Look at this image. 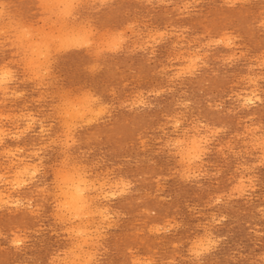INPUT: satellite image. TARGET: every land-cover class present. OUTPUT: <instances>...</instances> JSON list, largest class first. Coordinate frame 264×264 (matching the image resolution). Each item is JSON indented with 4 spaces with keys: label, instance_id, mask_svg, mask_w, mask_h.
Returning <instances> with one entry per match:
<instances>
[{
    "label": "rangeland",
    "instance_id": "374dc122",
    "mask_svg": "<svg viewBox=\"0 0 264 264\" xmlns=\"http://www.w3.org/2000/svg\"><path fill=\"white\" fill-rule=\"evenodd\" d=\"M44 1L0 0V191L16 200H0V264H264V0ZM194 138L200 146L187 156ZM18 161L29 166L19 186ZM70 177L91 204L76 213L64 204Z\"/></svg>",
    "mask_w": 264,
    "mask_h": 264
},
{
    "label": "bare ground",
    "instance_id": "6f19581e",
    "mask_svg": "<svg viewBox=\"0 0 264 264\" xmlns=\"http://www.w3.org/2000/svg\"><path fill=\"white\" fill-rule=\"evenodd\" d=\"M45 1H46V0H45ZM45 1H44V3H45ZM51 1H52V0H51ZM51 1H49V2H51ZM53 1H54V0H53ZM53 1H52V2H53ZM56 1H57V0H56ZM60 1H61V0H59V2H60ZM69 1H71V0H69ZM85 1H86V0H85ZM106 1H107V0H106ZM151 1H152V0H151ZM200 1H201V0H200ZM200 1H199V2H200ZM242 1H243V0H242ZM246 1H247V0H246ZM52 2H51V3H52ZM65 2H66V1H65ZM73 2H75V0H74ZM86 2H87V1H86ZM93 2H94V1H93ZM95 2H96V1H95ZM95 2H94V3H95ZM189 2H190V1H189ZM197 2H198V1H197ZM232 2H233V1H232ZM42 3H43V2H42ZM47 3H48V2H47ZM51 3H50V5H51ZM53 3H55V1H54ZM53 3H52V5H53ZM63 3H64V0H63ZM71 3H72V2H71ZM164 3H165V2H164ZM167 3H168V2H166V4H167ZM186 3H187V2H186ZM227 3H228V2H227ZM237 3H238V2H237ZM2 4H3V1H2ZM2 4H1V5H2ZM55 4H56V3H55ZM83 4H84V3H83ZM160 4H161V3H160ZM188 4H189V3H188ZM190 4H191V2H190ZM196 4H197V3H196ZM198 4H199V3H198ZM44 5H45V4H44ZM74 5H75V4H74ZM227 5H228V4H227ZM230 5H231V4H230ZM233 5H234V4H233ZM58 6H59V5H58ZM65 6L67 7L66 4H65ZM65 6H64V7H65ZM76 6H77V5H76ZM182 6H183V5H182ZM228 6H229V5H228ZM3 7H4V6H3ZM3 7H2V9H3ZM37 7H38V6H37ZM62 7H63V5H62ZM70 7H71V6H70ZM43 8H44V6H43ZM43 8H42V9H43ZM73 8H74V7H73ZM73 8H72V9H73ZM51 9H52V8H51ZM63 9H64V8H63ZM63 9H62V10H63ZM65 9H67V8H65ZM65 9H64L63 11H65ZM75 9H76V8H75ZM75 9H74V10H75ZM77 9H78V8H77ZM62 10L60 9L61 12H62ZM74 10H73V11H74ZM185 10H186V9H185ZM0 11H1V10H0ZM49 11H50V10H49ZM58 11H59V9H58ZM60 11H59V12H60ZM75 11H76V10H75ZM181 11H182V10H181ZM187 11H188V9H187ZM1 12H3V11H1ZM1 12H0V13H1ZM50 12H51V11H50ZM50 12H49V14H50ZM68 12H69V11H68ZM33 13H34V12H33ZM40 13H41V12H40ZM8 14H10V13H8ZM53 14H55V13H53ZM59 14H60V13H59ZM5 15H6V14H5ZM72 15H73V14H72ZM10 16H11V15H10ZM50 16H51V15H50ZM56 16H57V15H56ZM48 17H49V16H48ZM48 17H45V18H48ZM51 17H52V16H51ZM57 17H58V16H57ZM68 17H69V16H68ZM0 18H2V17H0ZM4 18H5V17H4ZM41 18H42V17H41ZM41 18H39V19H41ZM62 18H63V17H62ZM69 18H70V17H69ZM73 18H74V17H73ZM75 18H76V17H75ZM75 18H74V19H75ZM2 19H3V18H2ZM5 19H6V18H5ZM51 19H52V18H51ZM60 19H61V18H60ZM11 20H12V19H11ZM42 20H43V19H42ZM45 20H46V19H45ZM19 21H20V20H19ZM38 21H39V20H38ZM40 21H41V20H40ZM43 21H44V20H43ZM46 21H47V20H46ZM61 21H62V20H61ZM63 21H65V20L63 19ZM73 21H74V20H73ZM83 21H84V20H83ZM10 22H11V21H10ZM53 22H54V21H53ZM56 22H58V21L56 20ZM65 22H66V21H65ZM76 22H77V21H76ZM79 22H80V21H79ZM81 22H82V21H81ZM262 22H264V21H262ZM262 22H261V23H262ZM11 23H12V22H11ZM42 23H44V22H42ZM46 23H47V22H46ZM60 23H63V22H60ZM69 23H70V22H69ZM71 23H72V22H71ZM71 23H70V24H71ZM82 23H83V22H82ZM14 24H15V23H14ZM18 24H19V23H18ZM31 24H32V23H31ZM35 24H36V23H35ZM70 24H69V25H70ZM133 24H134V23H133ZM263 24H264V23H263ZM5 25H6V24H5ZM19 25H20V24H19ZM41 25H42V24H41ZM43 25H44V24H43ZM47 25H48V24H47ZM54 25H55V23H54ZM59 25H60V24H59ZM61 25H62V24H61ZM71 25H72V24H71ZM73 25H74V24H73ZM135 25H136V24H135ZM261 25H262V24H261ZM33 26H34V25H33ZM49 26H50V25H49ZM49 26H48V27H49ZM52 26H53V25L50 26V29L52 28ZM64 26H65V25H64ZM64 26H63V27H64ZM74 26H75V25H74ZM74 26H72V27H74ZM79 26H80V25H79ZM84 26H86V24H85ZM129 26H130V25H129ZM138 26H139V25H138ZM262 26H263V25H262ZM2 27H4V26L2 25ZM12 27H13V25H12ZM17 27H18V26H17ZM27 27H28V26H27ZM30 27H31V26H30ZM36 27H37V26H36ZM67 27H68V26H67ZM72 27H71V28H72ZM7 28H11V24H10V27H7ZM22 28H23V27H22ZM28 28H29V27H28ZM28 28H27V29H28ZM34 28H35V27H34ZM34 28H33V29H34ZM54 28H55V26H54ZM54 28H53V29H54ZM78 28H79V27H78ZM78 28H77V29H78ZM88 28H89V27H88ZM131 28H132V27H131ZM134 28H135V26H134ZM138 28H139V27H138ZM140 28H141V27H140ZM249 28H250V27H249ZM12 29H13V28H11V30H10L11 32H12ZM30 29H31V28H30ZM35 29H36V28H35ZM35 29H34V30H35ZM40 29H41V28H40ZM43 29H44V28H43ZM69 29H70V27H69ZM73 29H74V28H73ZM93 29H95V28L93 27ZM132 29H133V28H132ZM132 29H131L130 32L133 33V30H132ZM169 29H170V28H169ZM20 30H21V29H20ZM23 30H25V29H23ZM44 30H45V29H44ZM44 30H42V31L44 32ZM48 30H49V29H48ZM54 30H55V29H54ZM57 30H58V29H57ZM61 30H64V28L61 29ZM84 30H85V29H84ZM89 30H92V29H88V31H89ZM171 30H172V28H171ZM174 30H175V29H174ZM184 30H187V28L184 29ZM18 31H19V30H18ZM39 31H40V30H39ZM39 31H38V32H39ZM45 31H46V30H45ZM64 31H65V30H64ZM67 31H69V30H67ZM74 31H75V30H74ZM79 31H80V30H79ZM111 31H112V30H111ZM122 31H123V30H122ZM134 31H135V30H134ZM137 31H138V30H137ZM189 31H190V30H189ZM20 32H21V31H20ZM26 32H27V31H26ZM32 32H33V30H32ZM47 32H48V31H47ZM47 32H46V33H47ZM50 32L52 33V30H51ZM55 32H56V30H55ZM62 32H63V31H61L60 33H62ZM71 32H72V31H71ZM76 32H77V31H76ZM76 32H75V34H76ZM84 32H85V31H84ZM96 32H97V30H96ZM104 32H105V31H104ZM116 32H117V31H116ZM120 32H121V31H119V33H120ZM139 32H140V31H139ZM139 32H138V33H139ZM151 32H153V31H151ZM170 32H171V31H170ZM226 32H227V31H226ZM226 32H223V33H226ZM230 32H232V31H230ZM9 33H10V32H9ZM17 33H18V32H17ZM30 33H31V32H30ZM106 33H107V32H106ZM134 33H135V32H134ZM154 33H155V32H154ZM165 33H166V32H165ZM176 33H177V32H176ZM1 34H2V32H1ZM11 34H12V33H11ZM24 34H25V33H24ZM26 34H27V33H26ZM36 34H37V33H36ZM44 34H45V33H44ZM48 34H49V33H48ZM55 34H56V33H55ZM62 34H64V33H62ZM62 34H60V35H62ZM67 34H68V32H67ZM71 34H72V33H71ZM75 34L73 33V35H75ZM79 34H81V33L79 32ZM89 34H90V33H89ZM110 34H111V33H110ZM135 34H136V33H135ZM147 34H148V32H147ZM147 34H146V36H147ZM157 34H158V36H159V33H157ZM160 34H161V33H160ZM6 35H8V34H6ZM12 35H13V34H12ZM17 35H19V34H17ZM22 35H23V34H21V36H22ZM32 35H33V34H32ZM34 35H35V34H34ZM37 35H38V34H37ZM41 35H42V33H41ZM41 35H40V36H41ZM58 35H59V33H58ZM60 35H59V36H60ZM82 35H83V34H82ZM84 35H85V34H84ZM84 35H83V37H84ZM87 35H88V34H86L85 37H88ZM100 35H103V34L101 33ZM105 35H106V34H105ZM107 35H108V33H107ZM115 35H116V34H115ZM120 35H121V34H120ZM132 35H133V34H132ZM137 35H138V34H137ZM162 35H163V34H162ZM229 35H230V34H229ZM4 36H5V35H4ZM15 36H16V35H15ZM21 36H20V39H21ZM29 36H30V35H29ZM35 36H36V35H35ZM47 36H48V35H47ZM49 36H50V40H51V38H53V37H51V34H49ZM55 36H57V35H55ZM59 36H57V38H58ZM109 36H111V35H109ZM112 36H113V35H112ZM123 36H124V35H123ZM141 36H142V35H141ZM152 36H153V35H152ZM160 36H161V35H160ZM182 36H184V35H182ZM224 36H225V35H224ZM233 36H234V35H233ZM235 36H236V35H235ZM235 36H234V37H235ZM26 37H27V36H26ZM31 37H32V36H31ZM42 37H43V36H42ZM45 37H46V36H45ZM65 37L68 39L69 36H68V37L65 36ZM73 37H74V36H73ZM99 37H100V36H99ZM99 37H98V38H99ZM101 37H102V36H101ZM101 37H100V38H101ZM114 37H115V36H114ZM120 37H121V36H120ZM120 37H119V38H120ZM129 37H130V36H129ZM134 37H135V36H134ZM138 37H139V36H138ZM149 37H150V36H149ZM154 37L156 38V35L153 36V38H154ZM167 37H168V36H167ZM184 37H185V36H184ZM193 37H195V36H193ZM226 37H227V36H226ZM226 37H225V39H226ZM230 37H232V36H230ZM22 38H24V37H22ZM32 38H33V37H32ZM34 38H35V37H34ZM34 38H33V39H34ZM37 38H38V37H37ZM40 38H41V37H40ZM54 38H56V37H54ZM75 38H76V37H75ZM75 38H72V37L70 38V39H71V44L73 43V42H72V39H75ZM107 38H108V37H107ZM119 38H118V40H116V41H119ZM125 38H127V37L124 36V40H125ZM153 38H151V39H153ZM159 38H160V37H159ZM163 38H164V37H163ZM179 38H180V37H179ZM196 38H197V36H196ZM227 38H228V37H227ZM7 39H9V38L7 37ZM16 39H17V37H16ZM28 39H29V37H28ZM35 39H36V38H35ZM38 39H39V38H38ZM41 39H42V38H41ZM44 39H45V38H44ZM60 39H61V37H60ZM67 39H66V40H67ZM78 39H81V40H82V38H80V36H79ZM84 39H85V38H84ZM86 39H87V38H86ZM90 39H91V38H90ZM92 39H93V38H92ZM94 39H95V38H94ZM101 39H102V38H101ZM109 39H110V37H109ZM127 39H128V38H127ZM160 39H161V38H160ZM218 39H222V38L220 37V38H218ZM239 39H240V38H239ZM11 40H12V39H11ZM22 40L24 41V40H26V39H22ZM46 40H48V39H46ZM63 40H65V39H63ZM75 40H76V42H74V43H77L78 40H77V39H75ZM111 40H112V39H111ZM114 40H115V39H114ZM114 40H113V41H114ZM149 40H150V39H149ZM210 40H211V39H210ZM212 40L214 41V39H212ZM223 40H224V39H223ZM228 40H229V39H228ZM18 41H19V39H18ZM26 41H27V40H26ZM26 41H25V42H26ZM29 41H30V40H29ZM39 41H40V40H39ZM41 41H42V40H41ZM43 41H44V40H43ZM58 41H59V39H58ZM58 41H57V43H58ZM69 41H70V40H69ZM86 41H87V40H86ZM86 41H84V42H86ZM91 41H92V40H91ZM116 41H115V42H116ZM120 41H121V40H120ZM120 41H119V42H120ZM125 41H127V40H125ZM145 41H147V40H145ZM158 41H159V40H158ZM158 41H157V42H158ZM181 41H182V40H181ZM195 41H196V40H195ZM219 41H220V40H219ZM229 41H230V40H229ZM234 41H235V40H234ZM4 42H5V41H4ZM8 42H9V41H8ZM15 42H16V40H15ZM19 42H20V41H19ZM44 42H45V41H44ZM47 42H48V41H47ZM47 42H45V43H47ZM51 42H52V41H51ZM63 42H65V41H63ZM80 42H81V41H80ZM88 42H90V41H88ZM88 42H87V43H88ZM93 42H94V41H93ZM150 42H151V41H150ZM164 42H165V41H164ZM191 42H192V41H191ZM210 42H211V41H210ZM12 43H13V42H12ZM30 43H31V41H30ZM40 43L43 44L42 42H40ZM48 43H49V42H48ZM53 43H54V41H53ZM53 43H52V44H53ZM78 43H79V42H78ZM82 43H83V42H82ZM101 43H102V42H101ZM103 43H104V42H103ZM145 43H146V42H145ZM175 43H176V42H175ZM203 43H204V42H203ZM216 43H218V42H216ZM220 43H221V42H220ZM230 43H231V41H230ZM15 44H16V43H15ZM18 44H19V43H18ZM21 44H23V43H21ZM25 44H26V43H25ZM25 44H24V45H25ZM32 44H34L33 41H32ZM32 44H31V45H32ZM36 44H38V42H36ZM36 44H35V45H36ZM41 44H40V46H41ZM58 44H59V43H58ZM68 44H69V43H68ZM79 44H81V43H79ZM88 44H89V43H88ZM90 44H91V43H90ZM107 44H108L109 47H111V46H113L115 43H114L113 45H111V46L109 45V43H107ZM111 44H112V43H111ZM117 44H118V43H117ZM123 44H125V43H123ZM150 44H151V43H150ZM176 44H177V43H176ZM181 44H182V43H181ZM226 44H227V43H226ZM13 45H14V43H13ZM46 45H47V44H46ZM50 45H51V44H50ZM55 45H56V44H55ZM62 45H63V44H62ZM66 45H67V44H66ZM66 45H65L64 47H66ZM73 45H74V44H73ZM77 45H78V44H77ZM84 45H86V43H85ZM84 45H83V46H84ZM217 45H218V44H217ZM219 45H220V44H219ZM222 45H223V44H222ZM25 46H26V45H25ZM25 46H24V47H25ZM40 46H39V47H40ZM42 46H43V45H42ZM59 46H61V45H59ZM74 46H75V45H74ZM92 46H94V45L92 44ZM97 46H98V44H97ZM97 46H96V47H97ZM100 46H101V45H100ZM102 46H103V44H102ZM102 46H101V47H102ZM104 46H105V45H104ZM137 46H139V45H137ZM149 46H150V45H149ZM152 46H153V45H152ZM173 46H174V45H173ZM181 46H182V45H181ZM183 46H185V44H184ZM202 46H203V45H202ZM229 46H231V45H229ZM234 46H235V45H234ZM237 46H238V45H237ZM12 47H13V46H12ZM17 47H19V46H17ZM24 47L21 46V48L25 49ZM27 47H28V46H27ZM30 47H32V48L34 49L35 46H30ZM36 47H37V46H36ZM52 47H53V46H52ZM61 47H62V46H61ZM67 47H68V46H67ZM69 47H70V46H69ZM78 47H79V46H78ZM94 47H95V46H94ZM109 47H108V49H109ZM116 47H117V46H116ZM188 47H189V46H188ZM208 47H209V46H208ZM49 48H50V46H49ZM55 48H56V47H55ZM81 48H83V47H81ZM90 48H91V47H90ZM106 48H107V47H106ZM122 48H123V47H122ZM134 48H135V47H134ZM146 48H147V47H146ZM200 48H201V47H200ZM214 48H215V47H214ZM227 48H228V47H227ZM18 49L20 50V48H18ZM27 49H29V48H27ZM27 49H26V50H27ZM35 49H36V48H35ZM42 49H43V48H42ZM46 49H47V48H46ZM50 49H51V48H50ZM52 49H54V48H52ZM68 49H70V48H68ZM91 49H92V48H91ZM104 49H105V48H104ZM117 49H118V48H117ZM120 49H121V48H120ZM140 49H141V48H140ZM142 49H143V48H142ZM189 49H190V48H189ZM209 49H210V48H209ZM55 50H56V49H55ZM57 50H58V49H57ZM57 50H56V51H57ZM63 50H64V48H63ZM65 50H66V49H65ZM100 50H101V49H100ZM102 50H103V47H102ZM110 50L113 51L112 49H110ZM114 50H115V48H114ZM118 50H119V49H118ZM121 50H122V49H121ZM138 50H139V49H138ZM197 50H198V49H197ZM33 51H34V50H33ZM38 51H39V52H38L37 54H39V53L42 54V51L40 52V49H39ZM58 51H59V50H58ZM144 51H145V50H144ZM152 51H153V50H152ZM186 51H187V50H186ZM199 51H200V50H199ZM24 52H25V51H24ZM24 52H23V53H24ZM36 52H37V51H36ZM97 52H99V51H97ZM115 52H116V51H115ZM196 52H197V51H196ZM204 52H206V51H204ZM204 52H203V53H204ZM235 52H236V51H235ZM238 52L241 53V51H238ZM19 53H20V52H19ZM26 53H27V52H26ZM33 53H35V52H32V53H30V54H33ZM43 53H44V52H43ZM45 53L47 54V52H45ZM48 53H49V52H48ZM50 53H52V52H50ZM91 53H92V52H91ZM103 53H104V50H103ZM161 53H163V52H161ZM183 53H184V52H183ZM187 53H188V52H187ZM190 53H192V52H190ZM236 53H237V52H236ZM236 53H235V54H236ZM14 54H15V53H14ZM28 54H29V53H28ZM41 54H40V55H41ZM52 54H53V53H52ZM55 54H56V53H55ZM98 54H99V53H98ZM155 54H156V53H155ZM159 54H160V53H159ZM188 54H189V53H188ZM193 54H194V53H193ZM200 54H201V53H200ZM242 54H243V53H242ZM20 55H21V54H20ZM42 55H43V54H42ZM50 55H51V54H49V56H50ZM100 55H101V52H100ZM244 55H245V54H244ZM262 55H264V54H262ZM35 56H37V55H35ZM174 56H175V55H174ZM182 56H183V55H182ZM182 56H181V57H182ZM184 56H185V55H184ZM188 56H189V55H188ZM191 56H192V55H191ZM191 56H190V57H191ZM193 56H194V55H193ZM238 56H239V55H238ZM238 56H237V57H238ZM19 57H21V56H19ZM31 57H32V56H31ZM45 57H46V56H44V58H45ZM177 57H178V56H177ZM204 57H205V56H204ZM229 57H230V56H229ZM22 58H23V56H22ZM22 58H21V60H22ZM33 58H34V57H33ZM37 58H38V57H37ZM42 58H43V57H42ZM25 59H26V58H25ZM39 59H40V57H39ZM46 59H47V58H46ZM50 59H51V57H50ZM54 59H55V58L53 57V60H54ZM169 59H170V58H169ZM196 59H197V58H196ZM196 59H195V60H196ZM236 59H237V58H236ZM262 59H263V57H262ZM16 60H17V59H16ZM29 60H30V59H29ZM31 60H32V62H33V59H32V58H31ZM36 60H37V59H36ZM44 60H45V59H44ZM172 60H173V59H172ZM184 60H185V59H184ZM227 60H228V59H227ZM34 61H35V60H34ZM38 61H41V60H38ZM49 61H50V60H49ZM49 61H48V63H49ZM169 61H170V60H169ZM174 61H175V60H174ZM187 61H189V60H187ZM193 61H194V60H193ZM196 61H197V60H196ZM199 61H200V59H199ZM228 61H229V60H228ZM236 61H237V60H236ZM236 61H235V62H236ZM252 61H253V60H252ZM15 62H16V61H15ZM21 62H22V61H21ZM29 62H31V61H29ZM41 62H42V61H41ZM45 62H46V61H45ZM53 62H54V61H53ZM55 62H56V61H55ZM180 62H181V61H180ZM183 62H184V61H183ZM194 62H195V61H194ZM202 62H203V61H202ZM257 62H258V61H257ZM7 63H8V62H7ZM25 63H26V62H25ZM34 63H35V62H34ZM39 63H40V62H39ZM51 63H52V62H51ZM204 63H205V61H204ZM262 63H263V62H262ZM262 63H260V64H262ZM28 64H30V63H28ZM32 64H33V63H32ZM41 64H42V63H41ZM189 64H190V63H189ZM3 65H5V64H3ZM36 65H37V64H36ZM39 65H40V64H39ZM44 65H46V64L44 63ZM49 65H50V63H49ZM200 65H201V64H200ZM200 65H199V66H200ZM202 65H203V64H202ZM205 65H206V64H205ZM17 66H18V64H17ZM28 66H30V65H28ZM41 66H43V65H41ZM47 66H48V65H47ZM47 66H46V67H47ZM171 66H172V65H171ZM193 66H194V63H193ZM207 66H208V65H207ZM263 66H264V65H263ZM20 67H21V66H20ZM22 67H23V66H22ZM38 67H39V66H38ZM89 67H90V66H89ZM172 67H173V66H172ZM178 67H179V66H178ZM250 67H251V66H250ZM256 67H257V66H256ZM3 68H4V67H3ZM25 68H26V67H25ZM25 68H24V71H25ZM33 68H35V66H34ZM33 68H32V69H33ZM36 68H37V67H36ZM51 68H52V67H51ZM94 68H95V67H94ZM167 68H168V67H167ZM170 68H171V67H170ZM182 68H183V67H182ZM190 68H192V67H190ZM1 69H2V68H1ZM39 69H40V68H39ZM47 69H48V68H47ZM172 69H173V68H172ZM183 69H184V68H183ZM10 70H11V69H10ZM28 70H29V69H28ZM28 70H27V71H28ZM35 70H36V69H35ZM37 70H38V69H37ZM192 70H193V69H192ZM3 71H4V69H3ZM5 71H6V70H5ZM11 71H12V70H11ZM16 71H17V70H16ZM29 71H30V70H29ZM38 71H39V70H38ZM179 71H180V70H179ZM184 71H186V70H184ZM188 71H189V69H188ZM176 72H177V71H176ZM186 72H187V71H186ZM186 72H185V75H186ZM248 72H249V71H248ZM5 73H6V72H5ZM7 73H8V72H7ZM11 73H12V72H11ZM37 73H38V72H37ZM37 73H36V74H37ZM46 73H48V72H46ZM193 73H194V72H193ZM29 74H30V73H29ZM177 74H178V73H177ZM179 74H180V73H179ZM189 74H192V73H189ZM11 75H13V74H11ZM38 75H39V74H38ZM38 75H37V76H38ZM40 75L43 76L42 73H41ZM174 75H175V74H174ZM2 76H4V75L2 74ZM8 76H9V75H8ZM28 76H30V75H28ZM248 76H249V75H248ZM0 77H1V76H0ZM32 77H33V76H32ZM32 77H31V79H32ZM40 77H41V76H40ZM56 77H57V76H56ZM174 77H175V76H174ZM176 77H177V76H176ZM178 77H179V76H178ZM244 77H245V76H244ZM253 77H254V75H253ZM4 78H6V77H3V79H4ZM7 78H9V77H7ZM12 78H13V77H12ZM12 78H11V81H12ZM41 78L43 79L44 77H41ZM49 78H50V77H49ZM49 78H48V79H49ZM249 78H250V77H249ZM258 78H259V77H258ZM263 78H264V76H263ZM25 79H26V76H25ZM28 79L30 80V78H28ZM34 79H36V77H35ZM38 79H39V78H37V81H38ZM42 79H41V80H42ZM255 79H256V78H255ZM8 80H9V79H8ZM13 80H14V79H13ZM39 80H40V79H39ZM41 80H40V81H41ZM245 80H246V79H245ZM245 80H243V81H245ZM261 80H262V79H261ZM2 81L5 82L4 80H2ZM2 81H1V82H2ZM25 81H26V80H25ZM40 81H38V82L40 83ZM44 81H45V80H44ZM55 81H56V80H55ZM258 81H259V80H258ZM9 82H10V81H9ZM19 82H20V81H19ZM32 82H33V81H32ZM41 82H43V81H41ZM250 82H251V81H250ZM259 82H261V81H259ZM12 83H13V81H12ZM21 83H22V82H21ZM48 83H49V82H48ZM245 83H246V82H245ZM4 84H5V83H4ZM51 84H53V83H50V86H51ZM0 85H1V84H0ZM38 85H40V84H38ZM48 85H49V84H48ZM2 86H3V85H2ZM17 86H18V85H17ZM43 86H44V85H43ZM247 86H248V85H247ZM253 86H254V85H253ZM248 87H249V86H248ZM250 87H251V86H250ZM252 89H253V88H252ZM254 89H255V86H254ZM69 90H70V89H69ZM88 90H89V89H88ZM163 90H164V89H163ZM256 90H257V89H256ZM256 90H255V91H256ZM42 91H43V90H42ZM165 91H166V90H165ZM239 91H241V90L239 89ZM48 92H49V91H48ZM54 92H55V91H54ZM159 92H160V91H159ZM159 92H158V93H159ZM241 92H242V91H241ZM245 92H246V91H245ZM247 92H248V91H247ZM251 92H252V91H251ZM14 93H15V92H14ZM51 93H52V92H51ZM65 93H66V92H65ZM90 93H91V92H90ZM258 93H259V92H258ZM4 94H5V93H4ZM18 94H19V93H18ZM18 94H17V95H18ZM42 94H43V93H42ZM69 94L71 95V93H69ZM250 94H251V93H250ZM259 94H260V93H259ZM17 95H16V97H17ZM54 95H55V94H54ZM56 95H58V94H56ZM62 95H63V93H62ZM64 95H65V94H64ZM86 95H87V94H86ZM88 95H89V94H88ZM137 95H138V94H137ZM141 95H142V94H141ZM237 95H238V94H237ZM7 96H8V95H7ZM21 96H22V95H21ZM46 96H47V95H46ZM52 96H53V95H52ZM52 96H51V97H52ZM60 96H61V95H60ZM89 96H90V95H89ZM138 96H139V95H138ZM232 96H233V95H232ZM238 96H239V95H238ZM256 96H257V95H256ZM12 97H13V96H12ZM16 97H15V98H16ZM19 97H20V96H19ZM41 97H42V96H41ZM70 97H71V96H70ZM76 97H77V96H76ZM13 98H14V97H13ZM46 98H47V97H46ZM46 98H45V99H46ZM52 98H53V97H52ZM58 98H59V96H58ZM73 98H74V97H73ZM78 98H79V97H78ZM82 98H83V97H82ZM239 98H240V97H239ZM242 98H243V97H242ZM242 98H241V99H242ZM245 98H246V96H245ZM245 98H244V99H245ZM38 99H39V98H38ZM38 99H37V100H38ZM45 99H44V100H45ZM63 99H64V97H63ZM69 99H70V98H69ZM79 99H80V98H79ZM89 99H90V98H89ZM95 99H96V98H94L93 100H95ZM97 99H98V98H97ZM134 99H136V97H135ZM141 99H142V97H141ZM246 99H248V97H247ZM257 99H258V98H257ZM50 100H51V99H50ZM66 100H67V97H66ZM76 100H77V99H76ZM93 100H92V101H93ZM136 100H137V99H136ZM235 100H236V99H235ZM249 100H250V98H249ZM252 100H254V99H252ZM260 100H261V98H260ZM64 101H65V100H63V102H64ZM78 101H79V100H78ZM83 101H84V98H83ZM256 101H257V100H256ZM258 101H259V100H258ZM73 102H75V101H73ZM80 102H82V101H80ZM80 102H78L79 104H77V105H80ZM85 102H86V100H85ZM87 102H88V101H87ZM90 102H91V99H90ZM95 102H96V100H95ZM95 102H94V103H95ZM97 102H98V101H97ZM138 102H139V101H138ZM141 102H142V100H141ZM145 102H146V101H145ZM252 102H253V101H252ZM94 103H93V104H94ZM123 103H124V102H123ZM136 103H137V102H136ZM255 103H256V102H255ZM260 103H261V102H260ZM1 104H2V103H1ZM64 104H65V102H64ZM67 104H68V103H67ZM67 104H66V105H67ZM72 104H73V103H72ZM72 104H71V106H72ZM84 104H85V103H84ZM88 104H89V103H88ZM125 104H126V103H125ZM209 104H210V103H209ZM249 104H250V103H249ZM56 105H58V104H56ZM66 105H65V106H66ZM68 105H69V107H70V101H69V104H68ZM82 105H83V104H82ZM132 105H133V104H132ZM135 105H136V104H135ZM250 105H251V104H250ZM92 106H93V105H92ZM101 106H102V105H101ZM125 106H126V105H125ZM136 106H137V105H136ZM151 106H152V105H151ZM217 106H218V105H217ZM85 107H86V105H85ZM88 107H89V105H88ZM104 107H105V106H104ZM106 107H107V106H106ZM243 107H244V106H243ZM61 108L64 109V107H61ZM74 108H75V104H74ZM77 108H78V107H77ZM83 108H84V106H83ZM99 108H100V106H99ZM131 108H132V106H131ZM133 108H134V107H133ZM244 108H245V107H244ZM56 109H57V108H56ZM59 109H60V107H59ZM68 109H69V108H68ZM75 109H76V108H75ZM103 109H104V108H103ZM216 109H217V108H216ZM60 110H61V109H60ZM78 110H80V108H79ZM93 110H94V109H93ZM100 110H101V109H100ZM100 110H99V111H100ZM104 110H105V109H104ZM107 110H108V109H107ZM75 111H76V110H75ZM88 111L90 112V110H88ZM88 111H87V112H88ZM91 111H92V109H91ZM99 111H98V113H99ZM30 112H31V111H30ZM63 112L65 113V111H63ZM69 112H70V111H68V113H69ZM77 112H78V111H77ZM80 112H81V111H80ZM82 112H83V115H85L84 111H82ZM102 112H103V111H102ZM21 113H22V112H21ZM78 113H79V112H78ZM92 113H93V115H95L94 112H91V114H92ZM12 114H14V113H12ZM69 114H70V113H69ZM87 114H88V113H87ZM101 114H102V113H101ZM101 114H100V115H101ZM105 114H106V113H105ZM28 115H29V114H28ZM56 115H57V114H56ZM65 115H66V114H65ZM80 115H81V114H80ZM18 116H19V115H18ZM24 116H25V114H24ZM33 116H34V115H33ZM73 116H74V114H73ZM90 116H91V115H90ZM101 116H102V115H101ZM2 117H3V116H2ZM6 117H7V116H6ZM10 117H11V116H10ZM19 117H20V116H19ZM58 117H59V116H58ZM61 117H62V116H61ZM77 117H78V116H77ZM23 118H24V117H23ZM28 118H30V117H28ZM33 118H34V117H33ZM64 118H65V116H64ZM67 118H68V117H67ZM72 118H73V117H72V115H71L70 119L73 120ZM80 118H81V117H80ZM86 118H87V117H86ZM88 118H89V117H88ZM92 118H93V117H92ZM96 118H97V117H96ZM254 118H255V117H254ZM3 119H5V118H3ZM60 119H61V118H60ZM60 119H59V121H60ZM74 119H75V118H74ZM76 119H77V118H76ZM78 119H79V117H78ZM78 119H77V120H78ZM175 119H176V118H175ZM197 119H198V117H197ZM250 119H251V118H250ZM14 120H15V119H14ZM18 120H19V119H18ZM33 120H34V119H33ZM40 120H41V119H40ZM43 120H44V119H43ZM71 120H70V121H71ZM77 120H76V121H77ZM87 120H88V119H87ZM90 120H91V118H90ZM96 120H97V119H96ZM61 121H62V119H61ZM64 121H67V120H64ZM64 121H63V122H64ZM80 121H82V120L80 119ZM80 121H79V122H80ZM88 121H89V120H88ZM176 121H178V120H176ZM6 122H7V121H6ZM41 122H42V121H41ZM56 122H57V121H56ZM90 122H91V121H90ZM90 122H89V123H90ZM92 122H93V119H92ZM95 122H96V121H95ZM178 122H180V121H178ZM182 122H183V121H182ZM4 123H5V122H4ZM12 123H13V122H12ZM19 123H20V122H19ZM27 123H29V122H26V124H27ZM64 123H65V122H64ZM71 123H72V122H71ZM71 123H70V124H71ZM97 123H98V122H97ZM195 123H196V122H195ZM67 124H68V122H67ZM67 124H66V125H67ZM73 124H74V123H73ZM75 124H76V123H75ZM77 124H78V123H77ZM86 124H87V123H86ZM172 124H173V123H172ZM183 124H184V122H183ZM198 124H199V123H198ZM200 124H201V123H200ZM0 125H1V124H0ZM27 125H28V124H27ZM44 125H45V124H44ZM52 125H54V123H53ZM71 125H72V124H71ZM81 125H82V124H81ZM87 125H88V124H87ZM91 125H92V124H91ZM261 125H262V124H261ZM28 126H29V125H28ZM31 126H32V125H31ZM33 126H34V125H33ZM41 126H42V125H41ZM64 126H65V125H64ZM73 126H74V125H73ZM76 126H77V125H76ZM78 126H80V124H79ZM172 126H173V125H172ZM203 126H204V125H203ZM26 127H27V126H26ZM51 127H52V126H51ZM74 127H75V126H74ZM23 128H24V127H23ZM42 128H43V127H42ZM45 128H46V127H45ZM63 128H64V127H63ZM67 128H68V126H67ZM160 128H161V127H160ZM174 128H175V127H174ZM178 128H179V126H178ZM194 128H195V127H194ZM209 128H210V127H209ZM213 128H214V127H213ZM255 128H257V127H255ZM0 129H2V128H0ZM20 129H21V128H20ZM27 129H28V128H27ZM70 129L73 130L74 128L72 127V128H70ZM162 129H163V128H162ZM197 129H198V128H197ZM206 129H207V128H206ZM225 129H226V128H225ZM248 129H249V128H248ZM248 129H247V131H248ZM252 129H253V128H252ZM259 129H260V128H259ZM4 130H5V129H4ZM9 130H10V129H9ZM42 130H43V129H42ZM46 130H47V128H46ZM68 130H69V129H68ZM74 130H75V129H74ZM189 130H191V129H189ZM202 130H203V129H202ZM211 130H212V129H211ZM217 130L219 131L220 129H218V127H217ZM221 130H222V129H221ZM223 130H224V129H223ZM158 131H159V130H158ZM247 131H246V132H247ZM253 131H254V130H253ZM257 131H259V130H257ZM0 132H1V130H0ZM6 132H7V131H6ZM25 132H27V131H25ZM42 132H43V131H42ZM165 132H166V131H165ZM189 132H190V131H189ZM3 133H4V132H3ZM7 133H8V132H7ZM64 133H65V131H64ZM70 133H72V132H70ZM74 133H75V132H74ZM74 133H73V134H74ZM209 133H210V132H209ZM214 133H215V132H214ZM219 133H220V132H219ZM247 133H248V132H247ZM247 133H246V134H247ZM1 134H2V133H1ZM23 134H24V133H23ZM60 134L62 135V133H60ZM60 134H59V135H60ZM243 134H245V133H243ZM177 135H178V134H177ZM184 135H186V134H184ZM189 135H191V134H189ZM198 135H199V133H198ZM202 135H203V134H202ZM16 136H17V135H16ZM16 136H15V137H16ZM21 136H22V135H21ZM65 136H66V135H65ZM72 136H73V135H72ZM192 136H193V135H192ZM214 136H215V135H214ZM242 136H243V135H242ZM247 136H248V135H247ZM66 137H67V136H66ZM186 137H189V136H186ZM190 137H191V136H190ZM211 137H212V136H211ZM239 137H240V136H239ZM262 137H264V136H262ZM10 138H11V137H10ZM183 138H184V137H183ZM191 138H192V137H191ZM195 138H197V136H196ZM195 138L192 139V140L190 141V143H189L190 146L188 145L189 147H188V150H187V152H186L187 156L190 155L192 152H196V151L198 150L197 148H199V146H200V145H199V146L197 145L198 140L196 139V140H197V141H196ZM199 138H200V137H199ZM202 138H203V137H202ZM202 138H200V139H202ZM209 138H210V137H209ZM249 138H250V137H249ZM0 139H1V137H0ZM179 139H181V138H179ZM187 139H188V138H187ZM189 139H190V138H189ZM212 139H213V138H212ZM214 139H215V138H214ZM257 139H258V138H257ZM57 140H58V139H57ZM229 140H230V139H229ZM238 140H239V139H238ZM262 140H263V139H262ZM59 141H60V140H59ZM61 141H62V140H61ZM66 141H68V140H66ZM170 141H171V140H170ZM182 141H184V140L182 139ZM182 141H181V142H182ZM200 141H203V140H200ZM205 141H206V139H205ZM227 141H228V140H227ZM258 141H259V140H258ZM0 142H1V141H0ZM51 142H52V141H51ZM243 142H245V141H243ZM247 142H248V141H247ZM254 142H255V141H254ZM260 142H261V141H260ZM260 142H258V143H260ZM2 143H3V141H2ZM45 143H46V142H45ZM52 143H53V142H52ZM52 143H51V144H52ZM184 143H185V142H184ZM212 143H213V142H212ZM245 143H246V142H245ZM256 143H257V142H256ZM46 144H47V143H46ZM51 144H50V145H51ZM66 144H67V143H66ZM170 144H171V143H170ZM175 144H177L176 141H175ZM180 144H181V143H180ZM187 144H188V142H187ZM229 144H230V143H229ZM262 144H263V143H262ZM43 145H44V144H43ZM43 145H42V146H43ZM48 145H49V144H48ZM53 145H55V144H53ZM59 145H60V144H59ZM70 145H71V144H70ZM167 145H168V144H167ZM183 145H184V144H183ZM185 145H186V143H185ZM185 145H184V146H185ZM204 145H205V144H203V146H204ZM226 145H227V143H226ZM234 145H235V144H234ZM245 145H246V144H245ZM63 146H64V145H63ZM201 146H202V144H201ZM203 146H202V148H203ZM259 146H261V144H259ZM67 147H68V146H67ZM67 147H66V148H67ZM227 147H228V146H227ZM261 147H262V146H261ZM45 148H46V147H45ZM177 148H179V147H177ZM186 148H187V147H186ZM202 148L200 147L201 150H202ZM254 148H255V147H254ZM256 148H257V147H256ZM10 149H11V148H10ZM17 149H18V148H17ZM23 149H24V148H23ZM40 149H41V148H40ZM181 149H182V148H181ZM181 149H180V150H181ZM190 149H191V150H190ZM204 149H205V148H204ZM208 149H209V148H208ZM224 149H225V148H224ZM19 150H20V149H19ZM61 150H62V149H61ZM221 150H222V149H221ZM221 150H220V151H221ZM228 150H229V149H228ZM235 150H236V149H235ZM235 150H234V151H235ZM254 150H256V149H254ZM7 151H8V150H7ZM21 151H22V150H21ZM64 151H65V150H64ZM205 151H206V150H205ZM260 151H261V150H260ZM15 152H16V151H15ZM178 152H179V151H178ZM182 152H183V151L181 150V153H182ZM200 152H202V151H200ZM208 152H209V151H208ZM230 152H231V151H230ZM237 152H238V151H237ZM244 152H245V151H244ZM8 153H9V152H8ZM32 153H33V152H32ZM41 153H42V152H41ZM61 153H62V152H61ZM64 153H66V152H64ZM184 153H185V152H184ZM202 153H203V152H202ZM263 153H264V152H263ZM15 154H16V153H15ZM67 154H68V153H67ZM34 155H35V154H34ZM36 155H37V153H36ZM68 155H69V154H68ZM184 155H185V154H184ZM193 155H194V154H193ZM195 155H196V154H195ZM205 155H206V154H205ZM187 156H186V157H187ZM251 156H252V155H251ZM261 156H262V155H261ZM13 157H14V156H13ZM197 157H198V154H197ZM197 157H196V159H197ZM224 157H225V156H224ZM259 157H260V156H259ZM35 158H36V157H35ZM68 158H69V157H68ZM184 158H185V157H184ZM187 158H188V157H187ZM18 159H19V158H18ZM64 159H65V158H64ZM64 159H63V162L66 163V162L64 161ZM190 159H191V158H190ZM196 159H195V160H196ZM201 159H204V158L202 157ZM23 160H24V159H23ZM39 160H40V159H39ZM260 160H261V159H260ZM11 161H13V160H11ZM261 161H262V160H261ZM67 162H68V160H67ZM193 162H194V161H193ZM9 163H10V161H9ZM36 163H37V162H36ZM36 163H35V164H36ZM40 163H41V162H40ZM68 163H69V162H68ZM259 163H260V162H259ZM263 163H264V162H263ZM25 164H26V163H25ZM35 164H34V165H35ZM59 164H60V163H59ZM193 164H194V163H193ZM56 165H57V164H56ZM66 165H67L66 167H68V164H66ZM73 165H74V164H73ZM82 165H83V164H82ZM187 165H188V167H189V163H188ZM195 165H198V164H195ZM202 165H203V164H202ZM242 165H243V164H242ZM262 165H263V164H262ZM8 166H9V165H8ZM86 166H87V165H86ZM86 166H85V167H86ZM193 166H194V165H193ZM203 166H204V165H203ZM239 166H240V165H239ZM26 167H27V166H24V165H23L22 163H20L19 161H18V162L15 164V166H14V168H15V170H14L15 179H14V180H15V182H16L15 184H18L17 186H19V184L22 183V182L24 181V180H23V179H24V178H23V174H24V172H25ZM28 167H29V166H28ZM28 167H27V168H28ZM52 167H53V166H52ZM80 167H81V166H80ZM188 167H187V169H188ZM198 167H199V166H198ZM198 167H196V168H198ZM9 168H10V167H9ZM40 168H41V167H40ZM56 168H57V167H56ZM75 168H76V166L74 165V169H75ZM83 168H84V167H83ZM86 168H87V167H86ZM191 168H192V167H191ZM32 169H33V168H32ZM54 169H55V168H54ZM59 169H60V168H59ZM65 169H66V168H65ZM90 169H91V167H90ZM193 169H194V168H193ZM34 170H35V169H34ZM69 170H70V169H69ZM75 170H76V171L79 170V171H77V172H80V169H79V168H78V169H75ZM106 170H107V169H106ZM108 170H109V169H108ZM195 170H196V169H195ZM32 171H33V170H32ZM35 171H36V170H35ZM35 171H34V172H35ZM62 171H63V170H62ZM86 171H87V170L85 169L84 173H86ZM109 171H110V170H109ZM7 172H8V171H7ZM34 172H33V173H34ZM57 172H58V170H57ZM63 172H64V171H63ZM65 172H66V171H65ZM73 172H74V171H72V173H73ZM77 172H76V173H77ZM87 172H88V171H87ZM177 172H178V171H177ZM184 172H185V171H184ZM5 173H6V171H5ZM29 173H30V172H29ZM31 173H32V172H31ZM35 173H37V171H36ZM54 173H55V172H54ZM70 173H71V172H70ZM72 173H71V174H72ZM74 173H75V172H74ZM107 173H108V172H107ZM26 174H27V173H26ZM38 174H39V173H38ZM57 174L60 175L59 173H57ZM64 174H65V173H64ZM202 174H203V172H202ZM214 174H216V173H214ZM1 175H2V174H1ZM8 175H9V174H8ZM24 175H25V174H24ZM32 175H34V174H32ZM55 175H56V174H55ZM74 175H75V174H74ZM78 175L80 176V174H78ZM78 175H76V176H78ZM88 175H89V174H88ZM88 175H86V176H88ZM100 175H101V174H100ZM100 175H99V176H100ZM103 175H104V174H103ZM3 176H4V173H3ZM3 176H2V177H3ZM12 176H14V175H12ZM34 176H35V175H34ZM61 176H64L63 173H62ZM61 176H60V177H61ZM65 176H66V175H65ZM72 176H73V174H72ZM79 176H78V177H79ZM89 176H90V175H89ZM89 176H88V177H89ZM190 176H191V175H190ZM27 177H28V176H27ZM29 177H30V176H29ZM95 177H96V176H95ZM193 177L195 178V176H193ZM218 177H219V175H218ZM22 178H23V179H22ZM54 178H55V177H54ZM64 178H65V177H64ZM70 178H71V177H70ZM79 178H82V177H79ZM102 178H103V177H102ZM109 178H110V177H109ZM159 178H160V177H159ZM62 179H63V178H61V180H62ZM74 179H75V178H74ZM92 179H93V178H92ZM99 179H101V178H99ZM121 179H123V178H121ZM198 179H199V178H198ZM240 179H241V181L244 180L243 177L240 178ZM242 179H243V180H242ZM4 180H5V179H4ZM26 180H27V179H26ZM30 180H31V179H30ZM30 180H29V181H30ZM84 180H85V179H84ZM95 180H96V179H94L93 181H95ZM97 180H98V179H97ZM101 180H102V179H101ZM251 180H254V179H251ZM12 181H13V180H12ZM31 181H32V180H31ZM34 181H35V180H34ZM58 181H59V180H58ZM63 181H66V182H65V183H66L65 185H67L65 193H63V194H64V197H65V202H64V204L66 205V207H65L66 209L70 210L71 212H72V211H75V213H76V211H78V210H79V212H80V209H82V208L84 207L85 203H86V205H91V204H88V203H87V199H88V198L86 199V196H85L84 193H83V192H84L83 189H85V187H84V188L81 187V181H80V180H73L72 178H71V179H67V178H66V180H63ZM79 181H80V182H79ZM106 181H109V180H106ZM115 181H116V180H115ZM121 181H122V180H121ZM125 181H126V180H125ZM188 181H189V180H188ZM244 181H245V180H244ZM8 182H9V181H8ZM26 182H27V181H26ZM26 182H25V183H26ZM82 182H84V181L82 180ZM97 182H98V181H97ZM6 183H7V181H6ZM91 183H92V182H91ZM91 183H90V184H91ZM94 183H95V182H94ZM94 183H92V184L94 185ZM99 183H100V182H99ZM99 183H98V184H99ZM125 183H126V182H125ZM239 183H240V182H239ZM251 183H253V182H251ZM3 184H4V183H3ZM7 184H8V183H7ZM10 184H11V181H10ZM23 184H24V183H23ZM59 184H60V183H59ZM84 184H85V183H84ZM84 184H82V185H84ZM95 184H96V183H95ZM111 184H112V183H111ZM111 184H110L109 186H111ZM123 184H124V183H123ZM126 184H128V183H126ZM126 184H125V185H126ZM129 184H130V183H129ZM63 185H64V184H63ZM86 185H87V184H86ZM113 185H114V184H113ZM197 185H198V184H197ZM235 185H236V184H235ZM239 185H240V184H239ZM247 185H248V184H247ZM12 186H13V184H12ZM14 186H15V185H14ZM17 186H16V187H17ZM59 186H61V184H60ZM84 186H85V185H84ZM88 186H89V185H88ZM101 186H102V184L100 185V187H101ZM103 186H104V185H103ZM103 186H102V187H103ZM130 186L132 187V185H130ZM240 186H241V185H240ZM250 186H251V185L249 184V187H250ZM8 187H9V186H8ZM22 187H23V186H22ZM57 187H58V186H57ZM63 187H64V186H63ZM93 187H94V186H93ZM98 187H99V186H98ZM102 187H101V188H102ZM104 187H105V186H104ZM104 187H103V188H104ZM115 187H116V186H115ZM127 187H128V186H127ZM247 187H248V186H247ZM254 187H255V185H254ZM12 188H13V187H12ZM14 188H15V187H14ZM18 188H19V187H18ZM60 188L62 189V187H60ZM89 188H90V186H89ZM96 188H97V187H96ZM107 188H108V187H107ZM256 188H257V187H256ZM44 189H45V188H44ZM63 189H64V188H63ZM105 189H106V188H105ZM234 189H235V187H234ZM239 189H240V188H239ZM245 189H247V188H245ZM248 189H249V188H248ZM8 190H9V188H8ZM59 190H60V189H59ZM85 190H86V189H85ZM103 190H104V189H103ZM241 190H242V188L240 189V191H241ZM11 191H12V190H11ZM46 191H47V190H46ZM56 191H57V190H56ZM62 191H64V190H62ZM88 191H89V190H88ZM90 191H91V189H90ZM90 191H89V192H90ZM125 191H126V190H125ZM244 191H245V190H244ZM244 191H243V192H244ZM251 191H252V190H251ZM5 192H6V191H5ZM93 192H94V191H93ZM102 192H103V191H102ZM110 192H111V191H110ZM121 192H122V189H121ZM236 192H237V191H236ZM81 193H82V195H81ZM233 193H234V190H233ZM244 193H245V192H244ZM61 194H62V193H61ZM61 194L59 193L58 195H61ZM103 194H104V193H102V195H103ZM108 194H109V193H108ZM112 194H113V193H112ZM112 194H111V195H112ZM117 194H118V193H117ZM230 194H231V193H230ZM235 194H236V193H235ZM246 194H247V193H246ZM249 194H250V193H249ZM109 195H110V194H109ZM111 195H110V196H111ZM119 195H120V194H119ZM241 195H242V194H241ZM116 196H117V195H116ZM116 196H115V197H116ZM239 196H240V195H239ZM87 197H88V196H87ZM90 197H91V196H90ZM103 197H105V196H103ZM112 197H114V196H112ZM220 197H221V196H220ZM237 197H238V196H237ZM13 198H14V197H13ZM18 198H19V197H18ZM56 198H57V197H56ZM247 198H248V197H247ZM91 199L94 200L92 197L90 198V200H91ZM228 199H229V198H228ZM250 199H251V198H250ZM0 200L4 201L5 204H6V203H10V204H11V203H15V202H16V200L10 199V194L6 195L4 192L2 193V191H0ZM56 200H57V199H56ZM59 200H61V199H59ZM218 200H219V199H217V201H218ZM61 201H63V200H61ZM221 201H222V199H221ZM19 202H20V201H19ZM88 202H89V201H88ZM98 202H99V201H98ZM1 203L3 204V202H1ZM20 203H21V202H20ZM31 203H32V201H31ZM50 203H51V202H50ZM93 203H96V201L93 202ZM2 204H1V205H2ZM217 204H218V203H217ZM222 204H223V203H222ZM18 205H19V204H18ZM14 206H15V204H14ZM16 206H17V205H16ZM16 206H15V207H16ZM55 206H56V205H55ZM57 206H58V205H57ZM94 206H95V205H94ZM96 206H97V205H96ZM23 207H24V206H23ZM23 207H22V208H23ZM29 207H30V206H29ZM88 207H89V206H88ZM92 207H93V206H92ZM98 207H99V206H98ZM1 208H2V207H1ZM35 208H36V207H35ZM56 208H57V207H56ZM59 208H60V207H59ZM96 208H97V207H96ZM88 209H89V208H88ZM98 209H99V208H98ZM104 209H105V207H104ZM108 209H109V208H108ZM261 209H262V208H261ZM62 210H63V207H62ZM85 210H86V209H85ZM93 210H94V209H93ZM95 210H96V209H95ZM105 210H106V209H105ZM57 211H59V209H58ZM86 211H87V210H86ZM108 211H109V210H108ZM82 212H83V211H82ZM89 212H90V211H89ZM91 212H92V211H91ZM91 212H90V213H91ZM98 212L101 213V211H98ZM98 212H96V214H97ZM103 212H104V210H103ZM106 212H107V211H106ZM35 213H36V212H35ZM39 213H40V212H39ZM58 213H59V212H58ZM77 213H78V212H77ZM85 213H86V212H85ZM87 213H88V212H87ZM92 213H93V212H92ZM64 214H65V213H64ZM67 214H68V213H67ZM73 214H74V213H73ZM79 214H80V213H79ZM82 214H83V213H82ZM94 214H95V213H94ZM94 214H92V215H94ZM96 214H95V215H96ZM109 214H110V213H109ZM109 214H108V215H109ZM57 215H58V214L56 213V216H57ZM60 215H61V214H60ZM65 215H66V214H65ZM70 215H72V214H70ZM70 215H69V217H70ZM98 215H99V214H98ZM72 216L74 217V215H72ZM72 216H71V217H72ZM76 216H78V214H76ZM76 216H75V217H76ZM80 216H81V219H82V217H84V215H83V216L80 215ZM101 216H102V215H101ZM104 216H105V215H103V217H104ZM109 216H111V215H109ZM112 216H113V215H112ZM62 217H63V216H62ZM85 217H87L86 214H85ZM88 217H89V216H88ZM90 217H91V216H90ZM93 217H94V216H93ZM99 217H100V216H99ZM113 217H114V216H113ZM58 218H59V215H58ZM65 218H66V217H65ZM67 219H68V218H67ZM75 219H76V218H75ZM81 219H80V220H81ZM222 219H223V218H222ZM56 220H57V219H56ZM62 220H63V219H62ZM62 220H61V221H62ZM69 220H70V218H69ZM106 220H107V217H106ZM65 221H66V220H65ZM70 221H71V220H70ZM92 221H93V220H92ZM96 221H97V220H96ZM101 221H102V219H101ZM219 221H220V220H219ZM72 222H75V221H72ZM82 222H83V221H82ZM89 222H90V221H89ZM94 222H95V221H94ZM59 223H60V222H59ZM69 223H70V222H69ZM85 223H86V222H85ZM103 223H104V221H103ZM63 224H64V223H63ZM67 224H68V223H67ZM92 224H93V222H92ZM94 224H96V223H94ZM177 224H178V223H177ZM78 225H79V224H78ZM111 225H112V223H111ZM169 225H170V224H169ZM72 226H73V225H72ZM76 226H77V225H76ZM81 226H82V225H81ZM112 226H113V225H112ZM164 226H165V225H164ZM68 227H69V226H68ZM93 227H94V226H93ZM157 227H158V226H157ZM160 227H161V225H160ZM79 228H81V231H82V229H83L84 227L82 228V227L79 226ZM96 228H97V227H96ZM100 228H101V226H100ZM151 228H152V227H151ZM72 229H73V228H72ZM94 229H95V228H94ZM171 229H172V228H171ZM37 230H38V229H37ZM85 230H86V229H85ZM88 230H89V229H88ZM88 230H87V231H88ZM96 230H97V229H96ZM98 230H99V229H98ZM104 230H105V229H104ZM151 230H152V229H151ZM72 231H73V230H72ZM75 231H76V230H75ZM81 231H80V233H81ZM94 231H95V230H94ZM102 231H103V230H102ZM107 231H108V230H107ZM153 231H154V230H153ZM29 232H30V231H29ZM89 232H90V230H89ZM157 232L160 234L159 230H158ZM208 232H209V231H208ZM66 233H68L67 230H66ZM75 233H76V232H75ZM75 233H74V234H75ZM82 233H83V231H82ZM85 233H86V231H85ZM206 233H207V232H206ZM52 234H53V233H52ZM70 234H71V233H70ZM72 234H73V233H72ZM83 234H84V233H83ZM91 234H92V233H91ZM16 235H17V234H16ZM24 235H25V234H24ZM80 235H81V234H80ZM87 235H88V234H87ZM101 235H102V234H101ZM68 236H69V235H68ZM75 236H76V234H75ZM77 236H78V234H77ZM95 236H96V235H95ZM95 236H94V237H95ZM208 236H209V235H208ZM72 237H73V236H72ZM81 237H82V236H81ZM81 237H80V238H81ZM83 237H84V236H83ZM83 237H82V238H83ZM87 237H88V236H87ZM92 237H93V236H92ZM97 237H98V236H97ZM101 237H102V236H101ZM210 237H211V236H210ZM68 238H69V237H68ZM95 238H96V237H95ZM16 239H17V238H16ZM18 239H19V238H18ZM84 239H85V238H84ZM97 239H98V238H97ZM99 239H100V238H99ZM200 239H201V238H200ZM210 239H211V238H210ZM22 240H23V239H22ZM25 240H27V239H25ZM82 240H83V239H82ZM95 240H96V239H95ZM196 240H197V239H196ZM215 240H216V239H215ZM14 241H15V240H14ZM19 241H20V240H19ZM27 241H28V240H27ZM201 241H202V240H201ZM211 241H212V239H211ZM12 242H13V241H12ZM84 242H85V241H84ZM96 242L98 243V240H97ZM13 243H14V242H13ZM15 243H16V242H15ZM75 243H76V242H75ZM82 243H83V242H82ZM88 243H89V242H88ZM90 243H91V241H90ZM90 243H89V244H90ZM193 243H194V242H193ZM200 243H203V242H200ZM208 243H209V242H208ZM213 243H214V242H213ZM18 244H20V243L18 242ZM80 244H81V243H80ZM83 244H84V243H83ZM94 244H95V243H94ZM94 244H90V245H94ZM98 244H99V243H98ZM101 244H102V243H101ZM206 244H207V243H206ZM215 244H216V243H215ZM215 244H214V245H215ZM218 244H219V243H218ZM10 245H11V244H10ZM20 245H21V244H20ZM78 245H79V244H78ZM90 245H89V246H90ZM195 245H196V244H195ZM202 245H203V244H202ZM72 246H73V245H72ZM72 246H71V247H72ZM83 246H84V245H83ZM85 246H86V244H85ZM87 246H88V244H87ZM200 246H201V245H200ZM209 246H210V245H209ZM209 246H208V247H209ZM18 247H19V246H18ZM81 247H82V246H81ZM99 247H100V246H99ZM191 247H192V246H191ZM206 247H207V246H206ZM206 247H205V248H206ZM72 248H73V247H72ZM72 248H71L70 250H71V251H74V249H72ZM83 248H84V247H83ZM76 249H77V248H76ZM80 249H81V248H80ZM87 249H88V247H87ZM87 249H86V250H87ZM203 249H204V247L202 248V250H203ZM206 249H207V248H206ZM206 249H205V250H206ZM70 250H67V251L70 252ZM96 250H98V249H96ZM197 250H198V249H197ZM65 251H66V250H65ZM75 251H76V250H75ZM78 251H79V250H78ZM203 251H204V250H203ZM80 252H81V251H80ZM90 252H91V251H90ZM99 252H100V251H99ZM99 252H98V253H99ZM189 252H190V251H189ZM191 252H192V251H191ZM205 252H206V251H205ZM72 253H74V252H72ZM86 253H87V252H86ZM101 253H102V252H101ZM193 253H194V251H193ZM206 253H207V252H206ZM208 253H209V252H208ZM211 253H212V252H211ZM81 254H82V252H81ZM84 254H85V252H84ZM91 254H92V253H91ZM189 254H190V253H189ZM70 255H71V254H70ZM74 255H75V254H74ZM74 255H73V256H74ZM66 256H67V255H66ZM77 256H78V255H77ZM90 256H91V255H90ZM197 256H198V255H197ZM52 257H53V256H52ZM60 257H61V256H60ZM63 257H64V256H63ZM68 257H69V256H68ZM70 257H71V256H70ZM78 257H79V256H78ZM87 257H89V255H87ZM87 257H86V258H87ZM84 258H85V257H84ZM90 258H93V257H90ZM96 258H97V257H96ZM100 258H102V257H100ZM68 259H69V258H68ZM70 259H71V258H70ZM76 259H77V257H76ZM80 259H81V257H80ZM94 259H95V256H94ZM139 259H140V258H139ZM139 259H138V260H139ZM146 259H147V258H146ZM185 259H186V258H185ZM54 260H55V259H54ZM60 260H61V259H60ZM62 260H63V259H62ZM134 260H135V259H134ZM55 261H56V260H55ZM64 261H65V260H64ZM69 261H70V260H69ZM84 261H87V260L85 259ZM84 261H83V262H84ZM141 261H142V260H141ZM65 262H67V260H66ZM76 262H77V260H76ZM76 262H75V263H76ZM83 262H80V263H83ZM134 262H136V261H134ZM138 262H140V261H138ZM62 263H64V262H62ZM73 263H74V261H73ZM75 263H74V264H75ZM77 263L80 264L79 262H77ZM88 263H89V262H88ZM143 263H145V262H143ZM147 263H148V262H147ZM57 264H58V263H57ZM67 264H68V263H67ZM83 264H84V263H83ZM145 264H146V263H145Z\"/></svg>",
    "mask_w": 264,
    "mask_h": 264
},
{
    "label": "snow or ice",
    "instance_id": "6c2138e0",
    "mask_svg": "<svg viewBox=\"0 0 264 264\" xmlns=\"http://www.w3.org/2000/svg\"><path fill=\"white\" fill-rule=\"evenodd\" d=\"M8 75H9L8 73H4V76H5V77H7ZM81 195H82V193H81Z\"/></svg>",
    "mask_w": 264,
    "mask_h": 264
}]
</instances>
